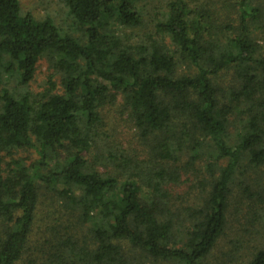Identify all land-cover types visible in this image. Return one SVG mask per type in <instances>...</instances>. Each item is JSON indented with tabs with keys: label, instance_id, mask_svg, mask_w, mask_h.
Masks as SVG:
<instances>
[{
	"label": "trees",
	"instance_id": "obj_1",
	"mask_svg": "<svg viewBox=\"0 0 264 264\" xmlns=\"http://www.w3.org/2000/svg\"><path fill=\"white\" fill-rule=\"evenodd\" d=\"M60 2L58 25L0 0V264H19L38 221L30 264H264V0ZM118 99L141 152L102 139ZM198 162L209 187L183 206L171 184ZM236 178L244 234L228 227Z\"/></svg>",
	"mask_w": 264,
	"mask_h": 264
},
{
	"label": "rangeland",
	"instance_id": "obj_2",
	"mask_svg": "<svg viewBox=\"0 0 264 264\" xmlns=\"http://www.w3.org/2000/svg\"><path fill=\"white\" fill-rule=\"evenodd\" d=\"M21 9L23 13L32 14L37 19H42L45 16L49 15L58 25L63 23V20L66 17V11L60 2V0H20ZM150 31L151 28H147V31ZM143 30H141L142 33ZM129 32V31H127ZM51 72L48 70V64L45 60H41L37 67L34 79L30 82L27 89L28 92L32 93L33 95L42 93L44 90L47 89V80L48 76ZM4 79L7 80L9 75L6 73ZM9 86H13L16 83H13L14 79H8ZM13 81V82H12ZM56 83H59V80H55ZM54 81V82H55ZM1 87V86H0ZM1 89V88H0ZM121 99L117 100V103L112 106H107L102 110V121L104 123V130L107 131L106 135L102 134V139L104 142L110 141L108 137L115 136L118 140H120L124 147H131L138 149V152H141L142 148H140L137 141H132L135 128H132L131 125L126 121V116L121 113ZM115 134V135H114ZM14 157L17 159H24L27 162H35L38 160V155L32 150H25V151H18L14 154ZM8 157L4 158V162H8ZM206 162V160H205ZM196 168L201 170L203 178L205 179L204 186L202 187L199 184V180L201 178L200 174L197 171L192 170V167H182L179 169L178 173V182L171 184L173 187L171 191L174 197H180V201L182 205H186L190 203L193 204L194 207H198L203 198L201 196L209 186H207L208 180L210 176L209 173L205 172L206 165L201 164L200 162L195 164ZM239 178H236L234 185L232 186L231 192V200H230V209L228 212V227L231 230L238 231L241 230V234H244V228L239 227V223L247 224L251 222V219L246 220L248 217V208L247 205L249 202L247 198L242 195L241 189L243 188L242 185H238L237 183ZM43 195V191H42ZM41 208L43 210V216H46L48 212V205L50 204L49 199L43 197L40 202ZM250 205V204H249ZM236 208H241V211H235ZM42 218V214L39 215V219ZM44 218V217H43ZM238 220V221H236ZM245 230H247L245 228ZM45 234L43 224L38 221L33 229L31 241L22 257V260L19 264H30L34 262V258L36 256V249L39 244L44 245L43 235ZM250 237V236H249ZM248 237V238H249ZM228 239H224L223 242L220 244L221 250H227L228 246L226 245ZM256 245V241L254 238H249L247 241L246 253L250 252L249 248ZM253 248V247H252ZM252 250V249H250ZM220 251V250H219ZM245 253V254H246ZM219 254V252H217ZM236 264V263H235Z\"/></svg>",
	"mask_w": 264,
	"mask_h": 264
}]
</instances>
